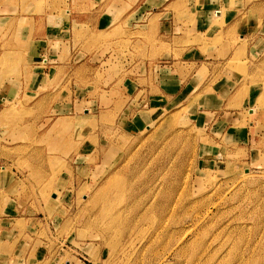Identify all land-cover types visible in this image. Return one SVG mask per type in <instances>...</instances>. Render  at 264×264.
Returning a JSON list of instances; mask_svg holds the SVG:
<instances>
[{
  "label": "rangeland",
  "instance_id": "obj_1",
  "mask_svg": "<svg viewBox=\"0 0 264 264\" xmlns=\"http://www.w3.org/2000/svg\"><path fill=\"white\" fill-rule=\"evenodd\" d=\"M11 3L15 14L88 4ZM136 3L124 0L122 10L117 0L97 2L90 23L53 37L63 44L46 54L47 79H36L30 96L0 99V172L13 177H0V206L12 203L0 207V218L12 217L0 221V264H264V160L233 154L232 145L216 156V144L224 147L217 113L191 114L193 97L148 126L124 123L135 112L122 105L156 91L146 73L137 92L138 64L171 51V34L161 38L151 17L133 18L140 31H121L122 13ZM105 8L117 22L112 30L96 24ZM15 39L3 25L1 76L21 59L3 49ZM192 40L203 41L202 50L209 44ZM260 55L251 68L264 76ZM235 60L229 64L241 66ZM244 114L239 125L249 123Z\"/></svg>",
  "mask_w": 264,
  "mask_h": 264
},
{
  "label": "crops",
  "instance_id": "obj_2",
  "mask_svg": "<svg viewBox=\"0 0 264 264\" xmlns=\"http://www.w3.org/2000/svg\"><path fill=\"white\" fill-rule=\"evenodd\" d=\"M12 1L0 0V30L3 25L9 26L10 32L17 39L14 42L10 40L3 49L20 54L21 59L10 74L0 75L1 100L23 94L30 96L35 80L47 79V76L42 79L41 73L52 61L46 54L51 50L53 42L63 44V40H55L53 37L61 31L64 32L67 27H73L75 31L84 22L90 23L87 20L91 16L89 12L101 0H72L75 3L88 2L84 4L87 8L83 10L64 5L56 10L42 7L40 11L26 7L20 14H15L17 6ZM117 1L120 5L124 0ZM133 1L137 3L132 7L127 6L131 8L126 14L122 13L121 31H140L141 26L131 23L133 18L139 20L141 17H151L161 38H166L167 33L171 34L168 41L163 40L170 45L171 51L164 54L165 60H160V55L152 64L148 60L138 64L135 77L139 80L137 92L145 88L139 83L145 82L146 73H153L152 80L155 79L156 91L147 96L144 92L142 97L137 98L136 105L132 104V99L122 105L121 112H135L131 118H126L127 121L124 119L126 126L134 129L148 126L155 115L170 109L183 98L193 97L195 99L190 102V98L187 105L191 114L207 113L210 116L217 113L216 122L220 124L217 132L224 143L220 145L224 147L216 144V156L224 155L227 146L232 145L233 154L248 152L252 159L264 160V106L261 107L258 103L259 97L264 95V76L253 72L251 68L253 60V64H257L264 51V0ZM120 7L123 10V6ZM98 17L97 26L100 21L107 22L105 30L117 23L113 19L114 14L106 8ZM21 18L24 22L22 26L19 24ZM194 34L201 39L206 38L209 43L206 50H202L203 41L192 40ZM173 49L178 56L174 55ZM1 53L0 40V56ZM232 57L236 58L233 64L240 63L241 66L230 65ZM245 59L247 68L243 66ZM47 73L44 71V74ZM245 111L249 123L239 125ZM211 150L213 149L210 148ZM0 177L5 182L13 178L4 170L0 172ZM11 204L8 202L0 207L10 208ZM9 218L12 217H3L0 221Z\"/></svg>",
  "mask_w": 264,
  "mask_h": 264
}]
</instances>
